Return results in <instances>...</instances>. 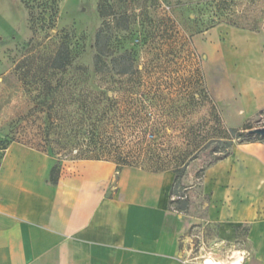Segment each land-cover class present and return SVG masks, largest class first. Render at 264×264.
I'll return each mask as SVG.
<instances>
[{
	"label": "rangeland",
	"instance_id": "374dc122",
	"mask_svg": "<svg viewBox=\"0 0 264 264\" xmlns=\"http://www.w3.org/2000/svg\"><path fill=\"white\" fill-rule=\"evenodd\" d=\"M210 1L0 0V138L41 139L60 165L106 160L116 166L128 154L136 167L147 170L187 163L184 182L193 186L186 191L190 211L202 215L197 175L210 155L207 149L189 158L230 128H241L246 121L264 125V113L247 119L246 108L231 112L213 99L200 48L215 35L212 27L205 28L218 17L235 18L262 32L264 0H235L224 10ZM99 4L106 14L102 17ZM220 24L215 32L225 60L228 52L243 60L241 49L261 41V36H239ZM101 26L111 30L104 58L108 67L95 72L94 39ZM61 42L68 44L72 58L64 74L47 67ZM121 54L131 60L127 74L111 67L110 60ZM225 62L231 69L230 61ZM47 82L60 85L50 90ZM34 96H53L49 129L47 105ZM95 110L105 115L100 139L109 145L102 153L88 146L84 132ZM98 154L108 159L89 158ZM215 249L204 238L200 246L193 243L185 258L189 264L218 261L211 255Z\"/></svg>",
	"mask_w": 264,
	"mask_h": 264
},
{
	"label": "crops",
	"instance_id": "0c3cea01",
	"mask_svg": "<svg viewBox=\"0 0 264 264\" xmlns=\"http://www.w3.org/2000/svg\"><path fill=\"white\" fill-rule=\"evenodd\" d=\"M220 25L200 47L206 86L229 111L246 108L248 119L264 108V30L225 25L239 36H261L240 48L243 60L235 52L225 60ZM56 162L41 139L15 138L3 150L0 264H183L193 227L216 246L211 255L219 263L264 264V142H235L205 167L197 177L202 215L170 206L171 170L117 171L110 161L84 160L60 165L53 184Z\"/></svg>",
	"mask_w": 264,
	"mask_h": 264
},
{
	"label": "trees",
	"instance_id": "16d2710c",
	"mask_svg": "<svg viewBox=\"0 0 264 264\" xmlns=\"http://www.w3.org/2000/svg\"><path fill=\"white\" fill-rule=\"evenodd\" d=\"M212 1V0H211ZM210 1V2H211ZM235 0H215V6L219 10L228 9L229 3L234 2ZM98 12L99 15L102 17L105 14V11L102 10L101 5L98 6ZM217 13V12H216ZM220 23H225L227 25L236 27V28H243L248 29L251 31H255L256 29H253L249 27L246 22H237L235 18L232 17H225V18H216L212 21V23L205 28L207 30L210 27H214ZM110 29H105L104 27H100L96 34L94 39V45H95V53L93 56V69L95 72H103L107 67L108 63H106L105 53L107 51V44L110 41ZM109 32V33H108ZM111 67L114 68L115 72L118 74H127L129 72V69L131 68V60L127 58L125 54H121L118 57L112 58L110 60ZM72 64V58H71V52L68 44L66 42H61L55 52V54L52 56V58L48 61L47 67L51 69L52 71H59L61 74L66 73L70 68ZM60 83V81H58ZM58 82L53 85L47 82V87L50 90L56 89ZM42 97V104L47 105L46 109V117H45V127L47 129L50 128L51 123V107H52V100H49L50 97L53 99V96H34V99H39ZM46 97V99H45ZM36 106H38V102L36 103ZM96 111V110H95ZM92 113L94 115V112L92 110ZM264 113V108L260 109L257 112V115H261ZM91 114L89 113L90 121L89 125L90 128H87L84 132L88 136L89 140V147L97 148L102 153L105 149H107L108 142L102 141L100 139L101 134V128L102 127V120L104 119L103 112L95 114V117L91 119ZM253 128V124L251 121H246L241 128H230L227 133H225V136H221L218 138H213L206 142V144L202 145L198 152L191 156L189 159L200 157V153L205 152V150L208 149L207 154L210 155V159L208 160V163L206 166L214 163L215 161L225 157L227 154H229L230 149L232 145L235 142H243V141H259L264 142V135L251 133L248 130ZM149 135H152L149 133ZM237 140V141H235ZM11 140H4L0 138V159L3 154V150L7 147L8 143ZM45 143V142H44ZM47 150L49 153L54 156V153L51 151L52 149L45 143ZM133 153V150H130ZM89 158L92 159H108L106 157H102L101 154H98L96 156H90ZM131 166L136 167V165L133 163V154H128L126 156H121L119 160L116 162L115 169L119 171L123 167ZM186 166L187 163H182L180 165H177L175 167H161V166H155L153 169H149L152 171H163V170H171L174 173V179L173 183L171 185L170 189V206L175 209L176 211L180 213H187L190 212L191 207V201L190 196L186 192L189 189V185L185 184V180L187 178V172H186ZM205 166V167H206ZM205 168L201 170L197 177H200L203 173ZM60 171V163L56 162L50 170L49 174V180L51 183H56L57 178L59 176Z\"/></svg>",
	"mask_w": 264,
	"mask_h": 264
},
{
	"label": "built area",
	"instance_id": "2783aa9c",
	"mask_svg": "<svg viewBox=\"0 0 264 264\" xmlns=\"http://www.w3.org/2000/svg\"><path fill=\"white\" fill-rule=\"evenodd\" d=\"M188 236L189 237H188V242H187V247H186L185 253L189 251V249L193 246V243L198 242V246H200L203 243L204 232H203L202 228L193 227ZM182 263L183 264H189V260L187 258L183 257ZM203 264H205V260H204Z\"/></svg>",
	"mask_w": 264,
	"mask_h": 264
},
{
	"label": "water",
	"instance_id": "95a60500",
	"mask_svg": "<svg viewBox=\"0 0 264 264\" xmlns=\"http://www.w3.org/2000/svg\"><path fill=\"white\" fill-rule=\"evenodd\" d=\"M251 133H256L260 135H264V126H259V127H253L248 130Z\"/></svg>",
	"mask_w": 264,
	"mask_h": 264
},
{
	"label": "bare ground",
	"instance_id": "6f19581e",
	"mask_svg": "<svg viewBox=\"0 0 264 264\" xmlns=\"http://www.w3.org/2000/svg\"><path fill=\"white\" fill-rule=\"evenodd\" d=\"M205 264H220V263L218 261H214V260H211V259H206L205 260ZM234 264H235V262H234Z\"/></svg>",
	"mask_w": 264,
	"mask_h": 264
}]
</instances>
